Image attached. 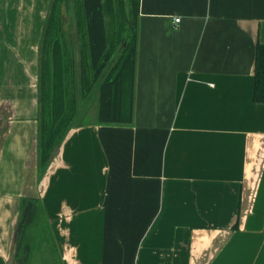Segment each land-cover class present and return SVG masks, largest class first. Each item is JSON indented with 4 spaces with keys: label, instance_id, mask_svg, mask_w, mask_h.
I'll use <instances>...</instances> for the list:
<instances>
[{
    "label": "crops",
    "instance_id": "crops-1",
    "mask_svg": "<svg viewBox=\"0 0 264 264\" xmlns=\"http://www.w3.org/2000/svg\"><path fill=\"white\" fill-rule=\"evenodd\" d=\"M49 4L0 0V264L15 233L18 264H47L40 219L56 264H264V0H139L132 124L73 127L37 180Z\"/></svg>",
    "mask_w": 264,
    "mask_h": 264
},
{
    "label": "trees",
    "instance_id": "trees-1",
    "mask_svg": "<svg viewBox=\"0 0 264 264\" xmlns=\"http://www.w3.org/2000/svg\"><path fill=\"white\" fill-rule=\"evenodd\" d=\"M71 1L75 31L84 40L78 66L80 97L86 100L96 90L97 124L130 126L133 122L139 0ZM65 3L68 6L69 0L50 1L40 42L36 143L37 169L43 173L74 127L77 115L75 63L61 36ZM125 26L127 34L123 36ZM123 37L124 48L121 46ZM253 81V102L264 104V44L260 42L255 45ZM43 173L38 174V180ZM38 204L34 200H20L18 226L28 221L23 218L25 209L29 208L30 217Z\"/></svg>",
    "mask_w": 264,
    "mask_h": 264
},
{
    "label": "rangeland",
    "instance_id": "rangeland-1",
    "mask_svg": "<svg viewBox=\"0 0 264 264\" xmlns=\"http://www.w3.org/2000/svg\"><path fill=\"white\" fill-rule=\"evenodd\" d=\"M63 7H62L63 24H62V33H61L62 43L66 49H69V52L73 56L72 59H73V62L75 63L74 69L76 68L75 69L76 76L74 74V82L76 79L77 84H75V87H76V99H77L78 107H77V115H76L74 127H77L82 124H88V125L94 124L95 122L97 123V102H96L97 93H96V90H94L93 93L90 94V96L86 100H82L79 94V86H78V79H79L78 78V71H79L78 66H79V59H80V49H82L81 47L84 44V40L81 39V37H79L75 31V13L73 10L72 1L69 0L68 6L65 3L63 4ZM42 34H43V31H42ZM41 39H42V35L40 37V42H41ZM40 42H39V49H33L34 56L36 55L35 57L36 65H39ZM25 50L26 49H21V51H25ZM36 71L38 72V69ZM37 81H38V78H37ZM128 88H129V85L127 83L126 91H125L126 103L128 100V92H129ZM33 89H34L33 90L34 93L36 92V95H37L38 91H37L36 82H35V87ZM35 106H36L35 107L36 111L38 112L39 106H38L37 100H36ZM33 121H35L34 124H35L36 134H35V142L33 143L32 160H34L33 164L35 165L34 168L36 170L34 174L36 176V179L38 180V174L39 173L42 174L43 172L38 171L37 169V165H38L37 163V143H36L37 130H38L37 117ZM35 155H36V158H35ZM41 176H40V179H41ZM32 222L33 221H31V223ZM35 226H37L36 232H35L36 236H40L41 241L46 243V249H44V254L47 256V264H56L55 255L53 253L52 246L50 244L51 238H50V233H49L47 222H45V219L44 220L40 219V220H37V223ZM28 228L32 229L33 223L29 225Z\"/></svg>",
    "mask_w": 264,
    "mask_h": 264
},
{
    "label": "water",
    "instance_id": "water-1",
    "mask_svg": "<svg viewBox=\"0 0 264 264\" xmlns=\"http://www.w3.org/2000/svg\"><path fill=\"white\" fill-rule=\"evenodd\" d=\"M125 23H127V18H125ZM126 26L124 28V34L123 36H126ZM125 38L123 37L122 38V41H121V46L122 48L125 47ZM57 153V152H56ZM56 155V154H55ZM55 157V156H54ZM54 159V158H53ZM54 161H51L50 164H52ZM47 174V171L44 172V175L43 177H45V175ZM18 241H19V233H15L14 235V239H13V246H12V249L10 251V256H9V261H8V264H18V262L16 261L15 257H16V248H17V244H18Z\"/></svg>",
    "mask_w": 264,
    "mask_h": 264
},
{
    "label": "built area",
    "instance_id": "built-area-1",
    "mask_svg": "<svg viewBox=\"0 0 264 264\" xmlns=\"http://www.w3.org/2000/svg\"><path fill=\"white\" fill-rule=\"evenodd\" d=\"M179 22V19H175V23H178Z\"/></svg>",
    "mask_w": 264,
    "mask_h": 264
}]
</instances>
